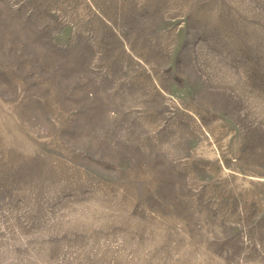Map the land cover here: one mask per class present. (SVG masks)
I'll list each match as a JSON object with an SVG mask.
<instances>
[{"label":"rangeland","instance_id":"374dc122","mask_svg":"<svg viewBox=\"0 0 264 264\" xmlns=\"http://www.w3.org/2000/svg\"><path fill=\"white\" fill-rule=\"evenodd\" d=\"M0 264H264V0H0Z\"/></svg>","mask_w":264,"mask_h":264}]
</instances>
